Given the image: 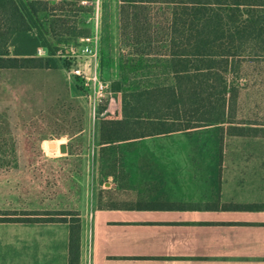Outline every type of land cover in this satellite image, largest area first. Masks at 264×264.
<instances>
[{"label":"trees","instance_id":"16d2710c","mask_svg":"<svg viewBox=\"0 0 264 264\" xmlns=\"http://www.w3.org/2000/svg\"><path fill=\"white\" fill-rule=\"evenodd\" d=\"M93 1L0 0V68H59L55 54L89 35L81 15L92 11ZM120 1L129 3L130 11L119 16L118 77L109 80L119 94L118 109L116 117L105 118L98 108L94 133L99 144L207 125H225L229 135L264 137V115L245 113L240 106L248 84L246 64L264 65V0ZM100 8L103 19L105 0ZM38 47L44 56L37 55ZM73 60L61 66L69 68ZM110 65L109 55L100 50V78ZM0 214L1 221L68 222L67 264H80L78 211Z\"/></svg>","mask_w":264,"mask_h":264},{"label":"crops","instance_id":"0c3cea01","mask_svg":"<svg viewBox=\"0 0 264 264\" xmlns=\"http://www.w3.org/2000/svg\"><path fill=\"white\" fill-rule=\"evenodd\" d=\"M91 62L90 73L97 71ZM117 63L114 51L107 81L118 77ZM212 126L99 144L94 123L91 181L98 167H114L101 186L119 201L73 208L81 221L80 264H264V206L222 207L264 205V154L224 158L232 149L264 150V142L191 140ZM219 130L240 136L226 134L225 125ZM16 197V186L2 189L0 145V212ZM67 255L68 222L0 220V264H67Z\"/></svg>","mask_w":264,"mask_h":264},{"label":"rangeland","instance_id":"374dc122","mask_svg":"<svg viewBox=\"0 0 264 264\" xmlns=\"http://www.w3.org/2000/svg\"><path fill=\"white\" fill-rule=\"evenodd\" d=\"M105 1V18L101 17L100 0L92 2L90 13L81 15V19L90 26L89 34L97 37V71L100 50L109 55L111 62L114 51L119 54V16L130 11L129 3ZM82 3L86 4L85 1ZM81 38L65 46V51L55 54L60 59L59 68L0 69L2 189L16 186L17 194L14 205L11 199L12 209L2 210L16 214L4 215L25 216L22 212L46 210L48 207L73 210L79 205L89 204L90 200L96 204L119 201L113 197L114 190L101 186L105 179L104 171L113 172L114 167H98V175L91 181L87 148L94 141L92 133L98 108L103 111L107 100L93 107L83 76L76 78L71 71L78 67L83 75L90 74L91 57L77 51L83 43ZM70 47L74 52L69 51ZM66 59H74L69 68L61 66ZM246 65L248 84L241 91V110L263 116L264 65H257L256 62ZM101 76L103 80L110 79L112 68H104ZM115 98L118 104L119 98ZM212 127L215 129L193 135L191 140L200 138L202 141L227 144L264 142V137H223L219 129H223L224 125ZM49 143L55 144V148ZM60 143L66 145L64 152L59 150ZM111 151L107 149V152ZM249 153L260 155L264 154V150L232 149L224 158L242 159ZM232 180V184H238L235 174ZM241 188L243 192L244 187Z\"/></svg>","mask_w":264,"mask_h":264},{"label":"built area","instance_id":"2783aa9c","mask_svg":"<svg viewBox=\"0 0 264 264\" xmlns=\"http://www.w3.org/2000/svg\"><path fill=\"white\" fill-rule=\"evenodd\" d=\"M83 43L77 50L81 55L91 57L93 61L97 58V37L95 34H89L81 38ZM69 51L74 52L70 47ZM68 53V51H66ZM37 55H44L45 50L42 47H38L36 51ZM72 73L74 75L83 76L84 84L86 85L88 92L87 96L92 106L95 107L102 100H107L106 108L101 111L100 115L103 117H115L118 109V104L115 98V92L110 89L109 81L101 79L97 71H92L89 75H83L78 67L73 68Z\"/></svg>","mask_w":264,"mask_h":264},{"label":"water","instance_id":"95a60500","mask_svg":"<svg viewBox=\"0 0 264 264\" xmlns=\"http://www.w3.org/2000/svg\"><path fill=\"white\" fill-rule=\"evenodd\" d=\"M49 145L54 146L55 144H53V143H49ZM49 145H48V146H49ZM59 149H60V151L64 152V151L66 150V145H65V143H60V144H59Z\"/></svg>","mask_w":264,"mask_h":264}]
</instances>
